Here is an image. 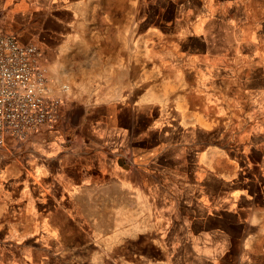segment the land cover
Here are the masks:
<instances>
[{"label": "rangeland", "instance_id": "374dc122", "mask_svg": "<svg viewBox=\"0 0 264 264\" xmlns=\"http://www.w3.org/2000/svg\"><path fill=\"white\" fill-rule=\"evenodd\" d=\"M40 2L28 20L33 24L45 20V12L50 11L46 0ZM90 3L99 11L89 9L88 15L121 18L132 11L139 18V24H134V38L141 52V37L146 36V90L153 103H142V98L135 97L132 106L99 105L92 94L84 103L67 87L57 93L47 72L50 95L60 100L57 121L29 136L9 137L0 145V264L158 262L163 255L156 244H141L144 236L138 239L139 244H110L111 229L134 219L143 231L146 225L139 226L144 213L152 216L151 226L157 227L159 221L174 215L175 208L179 211L184 204L188 209L197 155L190 142L197 139L201 147L207 139L205 131L181 119L173 104L156 103L162 96L159 85L164 83L159 69L173 71L176 66L197 64L200 53H211L214 58L208 56L202 64L237 65V58L222 60V53L234 48L239 32L238 26L233 30L221 19L223 14L230 9L233 18L246 17L254 22L264 18V0ZM20 36L32 42L29 33ZM39 46L41 61L48 70L46 57L53 51L45 44ZM138 52L134 59L137 64ZM187 79L190 81L188 75ZM137 93L140 89L135 90ZM184 251L189 257L190 249ZM242 256L236 247L234 256L224 264H252L248 252ZM257 261L264 264V251ZM205 262L199 259V264Z\"/></svg>", "mask_w": 264, "mask_h": 264}, {"label": "crops", "instance_id": "0c3cea01", "mask_svg": "<svg viewBox=\"0 0 264 264\" xmlns=\"http://www.w3.org/2000/svg\"><path fill=\"white\" fill-rule=\"evenodd\" d=\"M39 5L40 0H0V28L16 33L22 42L26 40L20 34L27 32L30 41L53 51L46 64L57 93L67 87L84 103L92 94L99 105L132 106L135 97L152 102L144 69L146 36L138 52L134 24L139 18L132 11L121 18L88 15L89 9L99 11L90 0H46L50 11L33 24L28 20ZM221 19L233 30L239 28L232 51L222 53V60L237 58V65L202 64L212 54L200 53L197 64L159 69L164 83L156 103L173 104L181 119L205 131L207 139L201 147L197 139L190 142L197 155L188 209L184 204L179 211L175 208L157 227L144 213L143 231L134 219L111 229L110 244H139L141 236V244H156L163 257L147 264H199V259L224 264L236 247L258 264L264 251V18H233L229 9ZM135 52L139 64L134 63Z\"/></svg>", "mask_w": 264, "mask_h": 264}, {"label": "built area", "instance_id": "2783aa9c", "mask_svg": "<svg viewBox=\"0 0 264 264\" xmlns=\"http://www.w3.org/2000/svg\"><path fill=\"white\" fill-rule=\"evenodd\" d=\"M39 45L0 28V145L23 138L58 119Z\"/></svg>", "mask_w": 264, "mask_h": 264}]
</instances>
